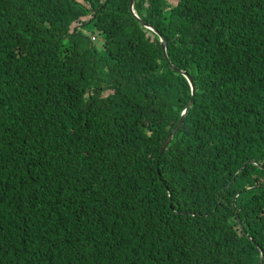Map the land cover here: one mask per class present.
<instances>
[{"label":"trees","instance_id":"trees-1","mask_svg":"<svg viewBox=\"0 0 264 264\" xmlns=\"http://www.w3.org/2000/svg\"><path fill=\"white\" fill-rule=\"evenodd\" d=\"M129 2L0 0V264H264V0Z\"/></svg>","mask_w":264,"mask_h":264},{"label":"water","instance_id":"water-1","mask_svg":"<svg viewBox=\"0 0 264 264\" xmlns=\"http://www.w3.org/2000/svg\"><path fill=\"white\" fill-rule=\"evenodd\" d=\"M133 1H134V0H130V2H129L130 11H131L136 17H138L137 13L135 12V10H134V8H133ZM144 24H145L147 27H149V28H151L152 30H154V31L159 35V37H160V42H161V48H162V50H163V53H164L165 57L168 59V56H167V54H166V48H165V40H164L163 36H162L160 33H158V31H157L154 27H152L151 25H149V24H147V23H144ZM168 61H169V60H168ZM171 66L174 67V68H177V67H176L175 65H173V64H171ZM178 70H179V69H178ZM181 72H182V74L186 77V79H187V81H188V83H189V85H190L191 92L193 93L194 90H195V85H194V82H193L192 77H191L186 71H184V70H181ZM191 101H192V99H190V100L187 102V104H186V106H185L183 112L180 114V116H179L177 122L175 123V125L172 127V129H171L170 132L168 133V135H167L165 141L163 142V144H164L166 141H168V139L171 137V135L175 132L176 128H177V127L179 126V124L182 122V120H183V118H184V115H185V113H186L188 107H189L190 104H191ZM161 149H162V146H160V150H161ZM235 196H236V194H234V196H233V200H234ZM233 200H232V205H233V207H235V204H234V201H233ZM260 261H261V259L258 260V263H257V264H260Z\"/></svg>","mask_w":264,"mask_h":264},{"label":"rangeland","instance_id":"rangeland-1","mask_svg":"<svg viewBox=\"0 0 264 264\" xmlns=\"http://www.w3.org/2000/svg\"><path fill=\"white\" fill-rule=\"evenodd\" d=\"M75 24H76V22L72 23L71 26L75 25ZM88 34L90 35V38L95 41V43H96L97 39L100 38V36H96V34H94V33L89 32Z\"/></svg>","mask_w":264,"mask_h":264},{"label":"clouds","instance_id":"clouds-1","mask_svg":"<svg viewBox=\"0 0 264 264\" xmlns=\"http://www.w3.org/2000/svg\"><path fill=\"white\" fill-rule=\"evenodd\" d=\"M188 101H189V100H188ZM190 105H191V104H190ZM188 108H189V107H188ZM183 110H184V109H183ZM183 110H182V112H183ZM182 112H181V113H182Z\"/></svg>","mask_w":264,"mask_h":264}]
</instances>
